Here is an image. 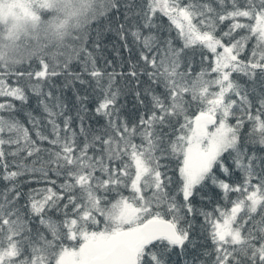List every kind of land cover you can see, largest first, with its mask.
Returning a JSON list of instances; mask_svg holds the SVG:
<instances>
[{
    "label": "snow or ice",
    "instance_id": "1",
    "mask_svg": "<svg viewBox=\"0 0 264 264\" xmlns=\"http://www.w3.org/2000/svg\"><path fill=\"white\" fill-rule=\"evenodd\" d=\"M0 264H264V0H0Z\"/></svg>",
    "mask_w": 264,
    "mask_h": 264
}]
</instances>
